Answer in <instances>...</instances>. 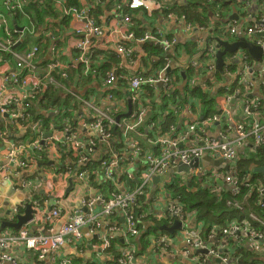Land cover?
Returning a JSON list of instances; mask_svg holds the SVG:
<instances>
[{"label":"crops","instance_id":"1","mask_svg":"<svg viewBox=\"0 0 264 264\" xmlns=\"http://www.w3.org/2000/svg\"><path fill=\"white\" fill-rule=\"evenodd\" d=\"M129 0H78V4H67V0H26L25 13H9L1 5L0 11L2 18H0V40L10 31H18L16 34L13 46L18 52H26L34 46H41L36 54L37 61L40 66H44L51 58L58 54L59 60L62 64H69L74 59L78 58V51L75 47L76 42L80 40L82 34H78L79 29L83 28L87 23V18L82 19L75 14H66L65 11L69 6H76L81 10L88 12L89 19H92L96 25L103 29L102 34H91L90 40L92 44V51H95L92 64V69L84 74L83 71H72L71 80L66 83V88L76 92L79 96L91 101L100 108L111 107L115 115L119 119L129 116L130 99L129 88L126 83L117 81L111 86H107L105 79L108 72L118 69V72L124 71L127 73L134 72L136 69L144 70L146 73H151L156 68H160L164 64L166 55L172 60L171 68L168 74L173 81V93L170 97L163 96V87L161 86L157 91L147 93V101L149 103L150 117L155 121V128L157 135L169 134L171 139L181 140L184 131H187V124L200 121L207 116H212L220 111V102L225 100L228 95H233L229 101L224 104L231 114L238 119L247 122L242 112L243 102L247 99H260L259 108L255 109V114L264 115V88L261 86L263 77L259 74V61L252 58L246 49H239L235 53H226L224 57L225 66L219 69L215 63L214 68H210L209 58L211 57L210 49H213V54H216L217 48L215 46L216 39L227 40L235 42L239 38L244 37L249 41L253 38L246 35L245 30L255 25L256 20H260L261 14L264 12V0H224V5L214 11L207 4V0H150L155 3L159 1L165 5L169 10H178L185 12L189 9L197 8V17L194 21H189L195 27L190 30L188 24L181 19H168L164 11L148 12L143 9L130 10L127 6ZM149 1V2H150ZM218 2H221L217 0ZM223 4V3H221ZM222 12L217 13L216 11ZM132 14L131 29L138 38L145 34L161 33L164 38L175 40L168 50L160 45H155L152 40L148 41H134L124 40L126 46L132 47L134 50V58H137L135 64H128L125 56L117 53L112 44L114 40H120V36L113 33L109 36L111 22L113 19L122 22V16L126 13ZM229 20L230 16H236ZM108 28V29H107ZM235 28L236 31L232 32ZM22 31V32H21ZM80 35V36H79ZM84 38V36H82ZM254 42V41H253ZM152 49L156 52L153 53ZM158 49V50H157ZM160 49V50H159ZM223 49V46L220 47ZM212 54V55H213ZM247 57L249 63L252 65V73L247 74L242 79V73L239 72L242 66L240 58ZM17 69L16 60L11 54H3L0 59V103L6 104L13 95L23 93V89L19 88L12 77L7 80V90L3 91L2 84L7 75V72ZM93 70H97L95 73ZM231 71L232 74H228ZM240 86L241 94L233 93V87ZM201 90L203 94L209 93L214 98L216 111L205 115L203 99L199 96H189L190 90ZM232 89V90H231ZM29 91L28 87H25ZM116 90V91H114ZM231 90V93L229 91ZM116 92V99L110 101L107 99V93ZM186 99H183L187 97ZM211 98V97H209ZM44 99V98H43ZM43 99H40L33 107L34 119L28 122L18 120L16 118H5L0 111V175L3 180H0V234L3 233H18L25 228L23 224L20 228H15L9 225L2 226V223H15L18 220L19 214H24V204L34 200L42 202L41 210L39 206L35 209L34 216H39V220L30 223L28 228L31 232L34 230V225L42 231H46L47 220L45 215L50 211L48 209L51 204L57 202V198L65 195L69 188L70 176H58L54 171L57 161L64 166L70 163L73 156L70 152V144L64 145L65 137L63 130L69 128L74 131V136L77 140L88 144L93 137L98 135V132L92 127L93 117L89 118L88 113L90 109L83 105L79 100L64 89H56L49 99L47 98V105L41 106ZM180 99H183L182 101ZM73 101V102H72ZM14 111L21 110L19 105H15ZM130 112V113H129ZM256 116V115H255ZM42 119L48 125V128L54 127L58 130L57 133L47 130L46 133L54 135V139L50 138L43 141L39 137L40 125L37 119ZM264 120V118H262ZM10 120V121H9ZM87 128H86V127ZM173 127V129H171ZM223 124L220 122L205 121L199 125V130L192 133L185 141L198 136L199 138L208 136L211 138H218L219 132ZM45 133V134H46ZM44 134V135H45ZM48 134L45 137H49ZM133 138L140 142L144 149H149L153 154L159 152L153 150V145L144 137V135L133 136ZM39 139V140H37ZM39 141V145L45 148V152L40 154L38 151H33L29 147H24L29 143ZM16 146L17 155L16 160H24L29 163L27 169H20L14 161V166L11 167L12 161L8 155V148L11 145ZM73 144V143H72ZM18 146H23L18 147ZM180 146V144H179ZM183 147H186L183 145ZM119 148V147H117ZM181 148V146H180ZM240 153L248 155L249 149L240 148ZM111 146H108L100 141L97 142V149L91 157L98 160L102 157L109 156ZM210 157V155H209ZM135 161V160H134ZM54 162V164H51ZM31 164V165H30ZM261 165H251V169ZM8 167H10L8 169ZM143 168L142 160L135 161L123 166L118 178L114 181L125 183L117 188L119 191H129L143 180L142 173H138V168ZM177 164L174 163L168 171L171 175L166 179H160L158 182L154 181V177L149 182L147 195L144 197V207L149 213L142 219L144 229L147 233L133 239V244L139 252L151 251L156 246L157 240L164 239L168 245L170 252L164 257H159L150 262V264H192L193 254L185 255L184 250L187 247L186 234L193 230H199L203 236L208 237V231L214 226H226L233 220L242 219L244 215L236 213L234 216L227 217L225 224H214L208 230H204L205 225L203 221H199L197 211L192 208H185L183 206L185 217L183 220L179 218L170 219L169 216L165 218L163 215L167 213L169 202H182L181 196L174 191L175 186L191 187L195 186L210 187L212 191L220 188L222 191L230 193V188L225 185L223 178L212 176V174H227L231 165L225 161L219 166L211 165L204 161V165L198 168H192V177L189 178L187 172H178L175 170ZM167 171V172H168ZM11 172V174H9ZM132 172L135 174L134 180L127 181L126 173ZM204 172L208 174L203 175ZM166 173V172H165ZM164 173V174H165ZM259 173V172H258ZM164 174L156 176H164ZM210 174V175H209ZM250 174V173H249ZM257 180L259 183L264 182V175L260 173ZM31 184H26L24 179L28 176ZM71 181L77 186L70 192L69 200L59 206L61 210L60 216L54 218L49 226L54 227L55 232L58 228L67 222L73 214L76 207L81 205V199L84 197L90 198L99 193L108 194L109 180H107L103 172L94 175L91 181L92 190H88L89 185L85 182L79 184L77 180ZM249 178V176H248ZM253 178V176H252ZM134 187V188H133ZM195 189V188H194ZM184 204V203H183ZM249 205L248 203H246ZM52 206H55L53 204ZM250 206V205H249ZM19 209V211L17 210ZM105 224L111 222L124 225V218L111 217L100 215ZM162 216V217H160ZM160 217V218H158ZM123 218V219H122ZM179 220L181 226L175 229L174 232L168 231L164 226L170 227ZM46 226V227H45ZM149 226V227H148ZM151 226V227H150ZM158 226L157 230L154 228ZM249 226L255 229L259 228V224L251 221ZM150 228V229H149ZM109 227H99L93 232L90 227H85L82 230L83 239L81 240V247L75 249L71 246H65L58 252V256L47 254L45 258L40 259L33 254L31 250L26 249L23 244L12 243L3 251H0V257L3 253H7L14 257L15 261H6L1 257L2 262H11L12 264H59V259H69L70 264H115V260L109 251L101 250V238L103 234L108 231ZM92 233H90V232ZM205 231V232H204ZM120 235V234H118ZM244 235V234H243ZM121 236V235H120ZM122 237V236H121ZM118 236V246L123 242ZM142 237V238H141ZM141 238V242H140ZM237 240L233 237H228L218 234L214 239L208 242V246L215 245L219 250H223L224 254L229 255L230 258L235 256H242V253L237 252L236 245L243 240L245 249L250 253L251 264H264V256H254L255 254L249 248L250 238L245 235ZM115 239L112 240V245L116 247ZM249 250H248V249ZM250 251V252H249ZM217 257L211 258L207 264H221L214 260ZM220 259V258H219ZM221 260V259H220ZM0 262V264H2Z\"/></svg>","mask_w":264,"mask_h":264},{"label":"built area","instance_id":"2","mask_svg":"<svg viewBox=\"0 0 264 264\" xmlns=\"http://www.w3.org/2000/svg\"><path fill=\"white\" fill-rule=\"evenodd\" d=\"M149 1L150 0H129L127 6L130 10L143 9L148 12L168 10V8L165 5H162L159 1H156L155 3ZM0 2L2 7L9 13H25L24 6L26 0H0ZM218 5L219 7H222L221 3ZM217 12L219 13L218 10ZM65 13L75 14L82 17V19L87 18L86 25L77 30L78 34L84 36V38L81 36L80 40L77 41L75 45L78 51V58L74 59L69 64H62L58 58V54L55 53L49 62L44 66H40L35 57L41 46H34L25 53L18 52L15 47H13L16 44L14 37L18 33L16 30L9 31L7 36L5 35L0 40V59L3 54H11V56L15 58L17 65V69L7 72L2 84V89L3 91L7 90V80L9 77H12L13 80L18 83L19 88L23 89L22 94L17 96L13 95L6 104L0 103V111H2V115L5 118L12 117L25 122L31 121L34 119L33 107L35 105L37 106L40 99L44 98L41 102V106L47 105V98L49 99V96H51L56 89H64L90 109L88 115L89 118L93 117L94 120L92 127L98 132V135L93 137L88 144H85L75 138L74 131H71L69 128L63 130L65 137L64 145H67L68 143L70 144V152H72L73 158L70 163H67L64 166L61 165L60 161H57L58 164L53 170L56 171L57 175L60 177L64 175L70 176L69 188L66 190L65 195L57 198V202L53 203L55 206H52L53 204H51L48 208L50 211L45 215L47 220L46 231L40 230L36 225H34L35 231L32 232L30 231V228L26 227L30 223L39 220V216H34L30 222L25 224V228L21 229L18 233L0 234V251L8 248L9 244L19 243L23 244L26 249L31 250L33 254L40 259L45 258L47 254L53 255V259H55V256H58V252H60L65 246H71L75 249L81 247L82 244L80 242L83 239V228L90 227L93 232L99 227H102V229L104 227H109L108 231L102 235L103 238L100 239L101 250L109 251L115 260V264H150L154 259L164 257L170 252L168 245L161 237L157 240L156 246H154L151 251L139 252L133 244V239L138 236L140 237L146 232L144 229L145 225H142V219H144L149 213L143 207L144 197L147 195L151 178L156 175L164 174L174 163L177 164L183 162L189 164L194 159L202 158L205 154H208L211 158H224L228 161L229 166L231 165L227 174L222 175L219 173L217 175L212 174V176L223 178L225 185L230 188L232 194L238 195L241 192L242 187L248 185L246 184V180H241L238 175L236 162L247 156L246 153L241 154L239 149L247 148L249 149V152H256L258 148L264 147V120L262 119L264 118V115L254 113L255 109L257 110L259 108L260 99H247L243 102L242 112L245 118H247V122L238 119L227 110L224 102L229 101L233 96L228 95L224 98V101L222 100L220 102V111L216 114L207 116L200 121L187 124V131L182 133L184 135L181 140L178 141L176 139H171L169 134L157 135L159 131L155 128V121L150 117L149 103L146 95L147 93H151V91H157L161 86L163 87L164 97H170L173 93V81L168 74L172 60L166 55L165 58H163V66L154 69L151 73H146L144 70L138 69L131 73L124 71L118 72V69L108 72L105 79L107 86H111L119 81L126 83L129 88V99L133 111L129 116L119 119L116 117V112H113L114 109L111 107L100 108L88 99L81 97L76 92L66 88V82L71 80L72 71L81 70L84 74H87L92 69V64L96 59L94 58V55L96 54L94 50L92 51V44L89 37L93 33L102 34L103 28L96 25L92 19H89L88 12H85V10H81L76 6H69ZM166 16L171 20H184L188 24L190 30L195 27L190 22H187V17L183 14L179 15L170 11ZM0 18H2L1 11ZM118 22L119 21H116V19H113L110 23L111 27L109 36H112L113 33L120 36V40L115 39L112 46L117 53L127 57L125 60L128 64H135L137 58H134L133 48L126 46L123 43L124 40L141 42L152 40L155 45L159 47L161 45L164 48V51L170 49L171 45L175 43V40L173 39L171 40L162 37L161 33L145 34L141 38H138L131 29L133 21L132 14L129 12L122 16V22ZM235 31L236 29L233 28L232 32ZM245 33L252 37L254 43L261 46L263 49V56L259 61L258 66L259 74L263 77L261 86L264 88V12L261 14L260 20H256L255 25L248 27L245 30ZM213 53V49L211 48L209 54L211 57H214L209 58V62L212 61L209 63L211 69L215 67L216 63V54ZM240 59L242 60V66L239 72L242 73V79H244V76L252 73L253 70L252 65L249 63L250 58L243 57ZM93 71L95 73L97 72V70ZM228 74L230 75L232 72L229 71ZM25 87H28L29 91H26ZM238 87L240 88V86L233 87V93L237 95L244 92ZM231 90L229 93H231ZM116 92L107 93V99L110 101L115 100ZM0 96H2L1 93ZM15 105H19L21 110L14 111L13 108ZM205 121L220 122L223 124V127L219 132V137L211 138L205 136L199 138L198 136H195L193 139H190L191 141H185V139L189 138L192 133L197 131V129L199 130V125ZM37 123L40 125L39 137L43 138V141H46L49 138L51 140L55 138L52 132L49 137H45V135L50 133H46L47 130L57 133L58 130L56 128H48L46 122H43L40 118L37 119ZM171 129H173V127H171ZM135 135H144V137L153 145V150L159 153L153 154L149 149H144L140 142L133 138ZM37 140L28 145H24V147H29L33 151H38L40 154H43L45 148H42ZM98 141L111 146V152L109 156L94 160L91 156L95 150V146L97 149ZM10 145L11 147L7 150L9 151L8 155L12 161L11 167L14 166V161L21 167L20 169H27L30 167L28 162L24 160H16V146L12 144ZM183 145L186 147H183ZM18 147L22 148L23 146ZM134 160H142L143 162V168L146 170L142 172V167L141 169L140 167L138 168V173H142L143 180L139 182L135 188L133 187L134 189H130L127 192H121L117 188L122 185L126 186L127 184L126 182L122 184L114 181L115 177L118 178L124 165L133 163L135 162ZM51 164H54V162ZM9 168L10 167H8V169ZM100 172H103L104 177L109 180L107 181L108 186H105L109 193H99L90 198H82L81 205L76 207L69 220L62 224L58 228V231L55 232L54 227L49 225L54 218L60 216L61 210L57 205H62V203L67 202L69 200L70 192H72L77 186V184L71 181L73 176H75L74 179L79 182L78 185L86 182L89 185L87 189L92 190V186L90 185L92 178ZM9 174H11V172H9ZM206 174L208 173H203V175ZM29 176L30 175H28L24 181L28 180ZM134 177L135 174L132 172L126 173L127 181L134 180ZM0 180H3L1 175ZM31 181H26L25 183L31 184ZM260 185L259 191L262 196V201L264 202V184L260 183ZM214 190V192L217 193L222 192V189L220 188ZM30 202L36 208L39 206L41 210L44 209L42 207L43 201L30 200ZM228 204L235 205L241 212H243L244 216L242 219L233 220L226 226H214L208 231V237L203 236L199 230L187 232V247L183 254H193L192 264H207L213 257L220 258L224 264H247L240 261L239 258L241 256H233L230 258L229 255H225L223 250H219L215 245H212V247L208 246V242L214 239L218 234L233 237L237 240H240L239 238L245 235L250 238L249 248L255 254L254 256H264V220L251 211L249 205V207L246 208L235 199L229 200ZM25 205L26 203L24 206ZM183 206L184 205L181 202H169V204H167V213L163 216L165 218L169 216L170 219L179 218L183 220L185 217ZM17 210L19 211L18 208ZM100 215L111 217L121 216L124 218H122L124 220V225L122 226L113 222H111V224H105ZM251 221L259 224L260 227L255 229L253 226H249ZM118 236L123 240L120 246H118V241H116V239H119ZM113 239H115L117 243L115 248L112 245ZM1 257L6 261H15L14 257L7 253H3ZM58 259L59 264L72 263L71 260L67 258ZM6 261L2 262V260H0L2 264H12L11 262Z\"/></svg>","mask_w":264,"mask_h":264},{"label":"trees","instance_id":"3","mask_svg":"<svg viewBox=\"0 0 264 264\" xmlns=\"http://www.w3.org/2000/svg\"><path fill=\"white\" fill-rule=\"evenodd\" d=\"M76 3L78 4V0H67V4L76 5ZM220 3H223L222 4L223 6L224 0L223 2L222 1L218 2L217 0H207V4L206 3L204 4L209 6L215 11L217 8V4ZM197 10H198L197 8H193L185 12H179L178 10L175 9L173 10L168 9V10H164L163 14L166 15L168 14V12L172 11L179 15L182 14L185 15L187 17V20L189 21H194L198 14ZM152 52L155 53L156 50L152 49ZM197 90L198 91L190 90L188 95L199 96L203 99V104H204L203 112L205 115L215 112L216 109H215L214 98H212L213 96H211L209 93L203 94L201 90L199 89ZM186 98H188V96L183 99ZM183 99L180 100L182 101ZM258 158L261 159L259 160ZM262 161H264V147L258 148L256 152L250 151L245 158H241L239 161L236 162V166L238 169L237 171H238V175L240 176V179L243 181L246 180V184H248L247 186L242 187L241 192L238 195H233L231 191L230 193L226 191L217 193L212 191L210 187L195 186V184H193L191 187H189L186 184L185 186H180V187L175 186L173 188L176 194L181 196V200L184 203L183 205L185 206V208H192L197 211L196 218L199 221H203L205 225L204 230L210 229L214 224H225L226 223L225 219L227 217L234 216L236 215V213L239 214L242 213L235 205L228 204V201L233 199L243 204L246 208L249 207L246 204L248 203L250 205L249 207L250 210L256 213L259 217H261L264 220V206H263L264 202L262 201V196L259 191L260 183L254 181L255 179L257 180L262 175L250 168L251 165H255V164L261 165L260 162ZM261 183L264 184V182ZM154 228L157 230L156 227ZM146 233L147 231L143 234V236ZM141 238H140V242H141ZM236 248L238 253H242V256L239 258L240 261L245 262L247 264H251V262L249 261L250 258L248 257L250 253H248V251L245 249L243 240L238 242Z\"/></svg>","mask_w":264,"mask_h":264},{"label":"water","instance_id":"4","mask_svg":"<svg viewBox=\"0 0 264 264\" xmlns=\"http://www.w3.org/2000/svg\"><path fill=\"white\" fill-rule=\"evenodd\" d=\"M234 17L237 18V15L236 16H230L229 20L233 19ZM215 46L217 48L216 64H217L219 69H222V66L224 65V57H225L226 53H228V52L229 53H235L239 49H246L250 53L249 55L252 58H255L256 60H261V58L263 56L262 47L255 44L253 41L247 40L244 37H242V38L240 37L239 40H237L235 42H229L227 40H221V39L217 38ZM221 46H223V49H220ZM129 107H130V112H131V108H132L131 102L129 103ZM50 135L51 134H48V136H50ZM204 161H207L211 165L219 166L223 162H225L226 160L224 158H211V157H209L208 154H205L202 158L194 159L189 164H186L183 162L177 163V167L175 168V170H177L178 172H187V175L189 176V178H191L192 177V168H198L199 166L204 165ZM228 165H229V163H228ZM254 170L256 172L262 173L264 175V163L261 166L256 167ZM170 175H171V171H168L164 174V176L163 175L161 177L160 176H154L153 179L155 182H158L160 179H166ZM25 206L26 207L24 210V214L18 215L17 222H15V223L3 222L2 226L9 225V226H12L15 228H20L23 224L25 225L26 223L30 222L33 219L34 213L36 211L33 208V204L31 202H28L27 205H25ZM180 226H181V222L179 220H176L172 224V226H170V227L164 226V228L168 231L174 232L175 229L179 228ZM214 260L221 263V264H224V263H222V261L219 258L214 259ZM161 264H165V263H161Z\"/></svg>","mask_w":264,"mask_h":264},{"label":"rangeland","instance_id":"5","mask_svg":"<svg viewBox=\"0 0 264 264\" xmlns=\"http://www.w3.org/2000/svg\"><path fill=\"white\" fill-rule=\"evenodd\" d=\"M259 160L261 159V158H258ZM264 163V161H262V162H260V164L262 165Z\"/></svg>","mask_w":264,"mask_h":264},{"label":"clouds","instance_id":"6","mask_svg":"<svg viewBox=\"0 0 264 264\" xmlns=\"http://www.w3.org/2000/svg\"><path fill=\"white\" fill-rule=\"evenodd\" d=\"M241 214H242V215H244V214H243V212H242ZM156 228H159V227H158V226H156Z\"/></svg>","mask_w":264,"mask_h":264}]
</instances>
